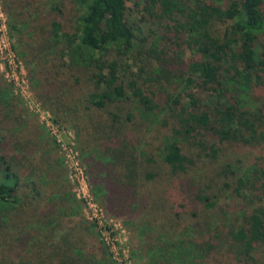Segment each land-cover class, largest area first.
Returning <instances> with one entry per match:
<instances>
[{"label":"trees","instance_id":"16d2710c","mask_svg":"<svg viewBox=\"0 0 264 264\" xmlns=\"http://www.w3.org/2000/svg\"><path fill=\"white\" fill-rule=\"evenodd\" d=\"M5 1L35 94L55 123L74 129L109 214L148 209L147 184L159 181L149 165L186 175L196 161L183 142L214 160L219 144L259 150L254 162L245 156L202 185L176 187L208 211L225 201L222 215L193 212L195 223L178 230L186 206L159 191L151 210L160 228L142 223L134 255L146 264H264V0ZM129 4L156 28L130 23ZM5 82L0 76V264H113L81 217L59 145L25 121ZM144 130L161 141L150 157Z\"/></svg>","mask_w":264,"mask_h":264},{"label":"rangeland","instance_id":"374dc122","mask_svg":"<svg viewBox=\"0 0 264 264\" xmlns=\"http://www.w3.org/2000/svg\"><path fill=\"white\" fill-rule=\"evenodd\" d=\"M8 7H9V2H6L5 0H0V12L4 13L5 19L7 21L6 31H7L9 43L12 44L13 51L15 52L16 61L19 64L18 65L19 67L18 75L21 79H23V84L20 86L16 84L15 86L14 83L11 84L7 80L5 82L2 72L0 70L1 80L5 82L7 85L12 86L14 90V94L18 97V99L21 102L19 107L22 110V113L24 114L25 121H27L28 124L34 126L35 128H38V129L41 128L42 130H45L48 134H50L49 123L50 121H52L53 116L51 112L46 108L44 102L38 99V97L35 94L34 82H36L37 77L34 78V80H32V74H31L32 72H30L31 69L28 67L26 61L15 50V45L17 44V41L15 43V41L13 40L14 35H12L11 29H10V22L14 21L12 15L10 14V13H13V11L11 9L8 10ZM142 14L143 13L140 14L137 11V9H135L132 6V4H129L128 20L130 21V23L132 24L134 23L137 26L139 25L142 26L144 31L149 27L156 28V26L151 25L149 22H148V25H143L142 16L144 15ZM51 18L46 19L44 23L46 22V25H47ZM61 19H62V16H61ZM2 36L3 34L2 32H0V41H1ZM159 40L164 45L166 44L165 41L158 39V37H152L150 43H154L158 45ZM42 69L38 68L37 70L36 68L37 73L33 72V75H36V74L38 75L39 73L38 71L42 72ZM183 96H185L184 93H183ZM56 124L59 127L60 131L62 132L61 133L62 143L66 144L68 147L69 146L72 147L78 152L80 162L82 166L84 167L83 169L87 177L88 183H87L86 188L85 186L81 188V186H78L77 183L70 182L71 180L70 170H68L67 164L65 163V167L67 170V178L72 186L73 193L76 196L77 200L82 205V212H81L82 219L84 220L86 219L85 204L81 199L78 198L77 192L80 195H83V192L84 193L87 192V194L91 195V197L97 202V204H99L102 207L104 211V215H105V218L103 220V225H109L110 223L117 225V229H116L117 239L119 243L122 245V247L126 250L129 256V259L131 260V264H146L144 260H141L140 258H137L134 255V253L138 250L140 242H141L140 227L141 225H143L142 223L151 220L153 224H155L156 226L160 228V222L157 219L159 218V213H155V211L153 212L151 210V205L155 204L164 194V192H159V191L167 190V194H165V197L168 196L169 201L171 200H173L172 202L176 201L177 207H180V205L186 206L184 208L180 207L181 208L180 211L182 213V219H181L182 221H181L180 226L178 227V230L182 231L183 228H186L188 223L189 224L192 222L195 223L194 221L195 218L192 216L193 212H199L198 214L199 218L203 217L202 219L204 220L206 216L205 213H212V216L222 215L218 213V211H221V209L226 210V205H225V201H223L219 203L218 206H216L215 210L208 211L203 204L201 205V204L196 203L194 199L193 201L190 200L189 198L190 195L188 194V192L187 194L177 192L176 187H180V185H183L184 183L186 185H189L188 183L192 181L198 182V185H202L203 179L205 180L207 175L212 176V178L217 176L216 171L223 165H226L227 163H234L238 159H245V156H248V159L254 162L256 155H260L259 150H256V149L254 153H251L247 149L240 150L239 148H236L233 145L219 144L218 147L222 150V153L220 154V157L218 159L214 160V159H211L208 155L203 154L199 148L192 147L191 144L183 142L182 147H183L184 153L192 157L196 161V164L189 170V172L186 175L174 176L172 175L170 169L166 167L165 165H162L161 162L159 163V165L158 164L149 165L150 169L159 173V181L157 180L156 185L151 186L147 184V190H145L146 192H144L145 198L142 199L141 201L148 207V209L138 210L137 205L133 204L130 207L126 208L124 211L120 210L119 211L121 212L120 216H113L109 214L106 209L104 210L105 206L101 204L102 199L101 198L98 199V197L96 196V192L94 191L95 185H93L92 181L90 180V174L88 173L87 166L84 164L82 160L80 150L78 149V144H77L76 134H75L74 129L70 125H67V124L66 125L60 124V123H56ZM147 128H149V125L145 124V127L143 126L142 129L147 130ZM145 130L143 134L146 135V138H143V141L152 143V146L150 147L149 145L147 150H145L148 152L147 155L150 157V154H152L151 152L156 151V147L159 144H161V141L160 142L153 141V138L149 135L148 131H145ZM168 133L169 135H171L172 133L170 128H166L162 130V135L160 137V140H163L166 136H168ZM52 135L53 134H50V137L54 138ZM144 142L142 143V145L144 144ZM58 149H59V152L62 158L64 159V162H66L65 157L62 154L61 147H59ZM140 149L143 150L144 148H140ZM76 188H77V192H76ZM231 206L235 207L234 204H232ZM244 206L245 208L247 207L246 205ZM228 215H229L228 218H233L232 214H228ZM79 221L80 220L77 219V222ZM179 222L180 220L178 221V223ZM128 223L130 225L126 226V224ZM97 229L98 228L94 227V230L97 232V235L100 241L103 242V239L101 238ZM100 241L98 240V244L101 245ZM107 250L110 255L112 263L115 264L109 252L108 247H107ZM222 259L224 261V258Z\"/></svg>","mask_w":264,"mask_h":264},{"label":"built area","instance_id":"2783aa9c","mask_svg":"<svg viewBox=\"0 0 264 264\" xmlns=\"http://www.w3.org/2000/svg\"><path fill=\"white\" fill-rule=\"evenodd\" d=\"M6 26L7 21L5 15L0 12V32L3 34L0 41V69L4 78H6L9 83H14L15 86L18 84V86H20L23 84V79L18 75L19 64L16 61V55L13 51L12 44L9 43ZM49 127V132L53 134V139H55L59 147H61L62 154L66 160L65 163L67 164L68 170H70V182L77 183L81 188L83 186L86 188L88 181L83 169L84 167L80 162L78 152L72 147H68L66 144L62 143V132L53 119L50 121ZM77 196L85 204L86 219L93 222L95 227L98 228L97 231L108 247L115 264H131L126 250L117 239V225L112 223L103 225V220L105 218L104 211L87 192H83V195L77 192Z\"/></svg>","mask_w":264,"mask_h":264}]
</instances>
